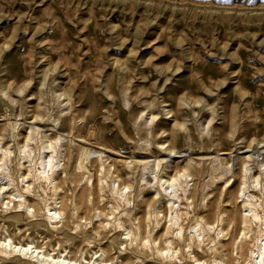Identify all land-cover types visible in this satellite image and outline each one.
Instances as JSON below:
<instances>
[{"label":"rangeland","instance_id":"1","mask_svg":"<svg viewBox=\"0 0 264 264\" xmlns=\"http://www.w3.org/2000/svg\"><path fill=\"white\" fill-rule=\"evenodd\" d=\"M58 134L64 137L55 142ZM79 139L89 140L102 155L91 154V172L80 183L68 179L63 186L64 167L72 173L85 146ZM48 140L55 148L43 154ZM170 143L173 154L164 150ZM6 150V161H0V239L50 252L60 244L69 259L89 261L105 251L120 264V256H136L125 231L108 228L97 238L101 223L136 226L148 212H158L156 239L174 217L173 201L158 200V190H177L161 185V177L187 166L211 167L216 156L230 182L215 180L209 186L213 194L205 197L203 184L214 178L211 171L199 184L186 171L180 177L187 194L181 207L192 220L195 209L186 199L195 190L201 196L199 216L213 195L225 200V193L234 191L241 214H250L244 207L248 185L264 190V0H0V158ZM53 150L45 175L53 176L58 196L80 195L88 176L94 192L91 207L80 211L81 227L62 235L50 232L44 216L32 217L50 203L59 209V197L47 192L33 201L24 192L33 182L23 177L29 169L36 173L41 158ZM250 154L252 160L242 166L246 185L234 175ZM157 160L165 162L156 167ZM102 166L111 173L97 187ZM124 185L129 220L126 208L114 209ZM11 192L23 203L28 196L31 208L6 204ZM226 204L220 203L221 213ZM14 214L23 220L7 221ZM37 221L42 226L35 227ZM23 256H0V264H37ZM192 261L187 257L186 264Z\"/></svg>","mask_w":264,"mask_h":264},{"label":"bare ground","instance_id":"2","mask_svg":"<svg viewBox=\"0 0 264 264\" xmlns=\"http://www.w3.org/2000/svg\"><path fill=\"white\" fill-rule=\"evenodd\" d=\"M62 95H65V93ZM37 118L38 117H35L34 119L37 120ZM65 121H68V119H65ZM71 129L75 130L76 128L72 126ZM88 129L93 134L94 129ZM63 137V134H58L55 142L61 141ZM31 138L32 133L30 132L28 140ZM78 141L85 146H82V149L78 151V157L76 158L73 172L69 173L68 169L64 167L66 179L63 180V186L68 181V179H71L73 183H80L82 179L86 177V174L91 172L89 167V163H93V161H91L93 158L90 159L91 154H95L98 157L102 155L100 151L92 149L93 144L89 140L79 139ZM54 144L55 143L48 140V145L43 148V154L45 153L46 148H55ZM25 149L26 146L23 148V152L26 153ZM99 149L105 150L104 148ZM164 150L169 154H173L176 151L172 143L165 147ZM6 152L8 151L6 150L3 152V154L1 153L0 161H6V156L8 154H6ZM107 152L118 155L112 150H107ZM49 153L50 152H48V154ZM51 153L52 154L50 156L46 155L41 158L39 163L40 166H38V171L36 173H34L32 169H29V174L23 177V179H27L28 182H33L30 183L26 189H24L25 194H29V196L35 198L33 201H36V199L40 200L41 196L47 192L50 193L52 197L58 196L59 188L57 186H53L51 182V177L53 176L49 177V174L45 175L46 168L51 165V162L55 159L54 150ZM69 156H71L70 152ZM214 160L215 161L211 167H206V165H203V167L199 169L194 166H187L183 172L176 171L177 176L168 175L166 177H161V185L167 184L171 188L177 186V190L170 193H163L160 191V189L158 190V200H164L167 198L168 201H173V203L169 204V211L172 212L174 217L168 220L167 227L163 228L164 231L162 229L160 232H158V237H156V239H154L152 229L153 226L158 228L161 224V219H159L158 212H148L147 216L142 218L143 222L136 226L131 224L129 227H127V225L121 220L118 221L117 225H113L111 222L105 221L101 223V229L96 231L95 236L100 238L104 231H106L108 228H118L120 231H125L123 234L126 236L124 238L125 242L130 240L131 245L135 243V252L137 253L136 256H120V264H136L138 262L140 264H186L187 257L192 258V264H264V200H262V197H264V190H261L258 193L254 190H251V185H248L247 192L250 194V199L248 201H244V207L247 208L246 211L249 210L250 212V214L247 215L241 214L243 210L238 206V196L234 191H227L224 195L226 198L225 200L213 195L212 200H210L209 204L206 206L207 210L202 212V216H199L198 201L200 200L201 196L199 195V192L195 190L191 195L187 196L186 199L191 200V203L195 209L196 217L192 220L189 218L188 212L184 211V207H181L184 204L187 194L180 177L184 175L186 171L190 170V173L193 172L194 176L198 177L197 184H199V178L202 177V175L208 171H211V174L214 176V178L212 181L203 184L205 186L203 190V196L205 197L213 194L212 191H209V186L214 185L216 183L215 180H224L226 184L230 182V179L225 178L226 171H224V173L221 172L222 170L226 169L225 165L216 164L218 161V156L214 157ZM251 160L252 154L247 155L239 164V172L237 175H234L235 179H244V184L246 185L249 183V180L246 174L243 176V172L245 171L242 169V166ZM150 162H144V165H147ZM154 162L156 167H159L161 163L165 161L161 162L160 160H157ZM69 164L67 166H69ZM1 166L2 164H0V168ZM42 167L44 168L43 171H41ZM146 168L148 167H144V169ZM261 168L264 171V163L261 164ZM110 171L111 169H107L105 166H102L101 171L99 172L100 178L96 183L97 187H102L107 182L109 174L111 173ZM257 177H253V179ZM7 178H11V176H7ZM91 179L92 176L87 177L86 183L84 184L85 186L83 185L84 187L82 188V192L78 196H68V194L60 193L61 196H58V199L60 200L59 209L50 208V203L47 206L45 205L43 208V214L41 213L42 210H34L32 217L37 218L39 215L44 216L49 223L51 229L50 232L52 233L62 235L67 231L69 232L70 230H78L82 223L80 219V211L83 209H89L91 207L92 200L90 197H92L94 194L93 187H90L89 185ZM10 181L13 182V180ZM93 184L95 185V183L92 182V185ZM35 185H38L37 190ZM31 186H33V190H31ZM128 188L129 186L124 185L116 193V208L114 209L117 210L121 207L126 208V216H128L129 220V218L132 217V212L127 210L129 198H127V196H125L123 193V190ZM180 190H182V192H180ZM13 192L19 193V190ZM8 198L10 200L6 204L18 202L19 207L21 206L27 210L31 208V202H29L30 200L28 196L24 203L19 200L16 201L12 195V192ZM223 202H227L225 205L226 210L221 213L222 209L219 205ZM227 207H231V209ZM221 214H225V217L222 216L219 218ZM56 218H59L60 220L56 221ZM6 219L7 221H10L14 224H18L23 220V215H9L6 217ZM79 222L80 224H78ZM41 224V221H37L35 223V227H40L42 226ZM208 228H212L214 232L210 233ZM187 230L188 234H186ZM194 233H198V235L196 236ZM82 234L84 233L82 232ZM219 234L224 235L220 238ZM66 236V242H69V236ZM198 236H202V240L200 242L197 239ZM240 237L242 240L240 243H238ZM11 253L25 255L23 257H28L37 264H116V262H114L116 257L108 256L105 251H102L101 254L96 252L94 254V256H96L95 259L92 258L91 260L87 261L86 258H83V261H79V259H69V252L67 249H64L63 251L60 244L57 246V249L54 248L53 252H50L42 248H37L32 243L16 244L10 238L4 240L0 239V256H7ZM191 255L193 256L191 257Z\"/></svg>","mask_w":264,"mask_h":264}]
</instances>
